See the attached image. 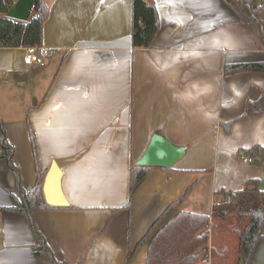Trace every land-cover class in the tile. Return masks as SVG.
Masks as SVG:
<instances>
[{
	"label": "crops",
	"instance_id": "crops-1",
	"mask_svg": "<svg viewBox=\"0 0 264 264\" xmlns=\"http://www.w3.org/2000/svg\"><path fill=\"white\" fill-rule=\"evenodd\" d=\"M146 1L158 20L147 48L131 44L132 0H43V66L25 65V48H0V121L22 188L37 178L30 129L44 177L51 163L62 172L67 205L35 211L33 222L58 263L145 264L147 247L136 244L179 201L163 222L178 212L210 218L200 264H264V225L245 262L236 235L211 218L218 191L249 180L264 191V161L246 152L264 147V110L248 109L264 98V71L225 70L264 63L259 26L225 0ZM154 135L185 152L149 169L130 195V166ZM16 199L0 159V207ZM0 221V264H51L25 214L0 211Z\"/></svg>",
	"mask_w": 264,
	"mask_h": 264
},
{
	"label": "trees",
	"instance_id": "trees-1",
	"mask_svg": "<svg viewBox=\"0 0 264 264\" xmlns=\"http://www.w3.org/2000/svg\"><path fill=\"white\" fill-rule=\"evenodd\" d=\"M14 1L0 0V48H40L42 45V26L48 15L47 7L43 0H35L32 9L33 15L26 22H20L6 17V13ZM225 2L243 23L247 25L257 24L264 40V26L260 20L264 0L258 6H252L250 0H225ZM157 30L158 20L155 7L146 0H132V46L134 48H147L154 39ZM248 69L264 71V63L225 67L226 72ZM251 108L257 112L256 114H260L264 110V98L256 103H250L248 109ZM30 140L37 178L34 187L26 193L22 188L20 170L12 161L13 147L8 144L4 126L0 121V159L5 160L11 169L15 180V189L20 196V200L16 199L15 206L0 207V211L6 210L25 214L38 240V245L35 247L36 253L45 252L51 264H61L52 257L42 235L33 222L32 215L35 211L50 210L52 207L46 204L43 197L42 185L45 170H41L39 166L37 147L31 129ZM246 152L247 154L258 155L260 161H264V147H253ZM154 167L158 166L131 164L129 172L130 195L139 188L148 170ZM171 206L152 223L136 247L146 245L145 264H200L196 249L206 239L204 228L209 224L210 218L201 214L178 212L163 222L164 218L170 214ZM229 216H234L239 222L245 223L241 231H235V235L238 239L236 247L238 257L243 258L246 262L262 236L261 230L264 225V191L258 188L256 180L247 181L242 190L218 191L215 194L211 218L225 222Z\"/></svg>",
	"mask_w": 264,
	"mask_h": 264
},
{
	"label": "water",
	"instance_id": "water-1",
	"mask_svg": "<svg viewBox=\"0 0 264 264\" xmlns=\"http://www.w3.org/2000/svg\"><path fill=\"white\" fill-rule=\"evenodd\" d=\"M35 0H15L6 13V17L26 22L32 12ZM184 147L176 146L167 139L154 135L143 156L135 163L137 166L172 167L184 154ZM61 170L51 163L44 177L42 192L46 204L63 207L67 202L60 187Z\"/></svg>",
	"mask_w": 264,
	"mask_h": 264
},
{
	"label": "rangeland",
	"instance_id": "rangeland-1",
	"mask_svg": "<svg viewBox=\"0 0 264 264\" xmlns=\"http://www.w3.org/2000/svg\"><path fill=\"white\" fill-rule=\"evenodd\" d=\"M31 15H33V11L31 12ZM30 15V16H31ZM216 222L220 223L221 226L223 227H227V231L228 233L230 234V237L232 238L233 235H235V231H241L242 228L244 227V222H239L237 218H235L234 216H229V219L225 222H222V221H219V220H216ZM0 224H1V221H0ZM206 235H207V230H206ZM207 245V243H203L201 246H199L196 251L198 254H200V251L205 248ZM232 245V249L233 251L235 252V254H237V250H236V247H237V243L235 244H231ZM0 247H2V242L0 241ZM237 260V257L235 256L233 262L231 264H235L237 263L236 262Z\"/></svg>",
	"mask_w": 264,
	"mask_h": 264
},
{
	"label": "built area",
	"instance_id": "built-area-1",
	"mask_svg": "<svg viewBox=\"0 0 264 264\" xmlns=\"http://www.w3.org/2000/svg\"><path fill=\"white\" fill-rule=\"evenodd\" d=\"M26 49V55L24 58V64L27 66L31 65H44V58L46 57V54L40 50L39 48L29 47ZM244 162L251 163L252 160L249 158L243 159Z\"/></svg>",
	"mask_w": 264,
	"mask_h": 264
}]
</instances>
